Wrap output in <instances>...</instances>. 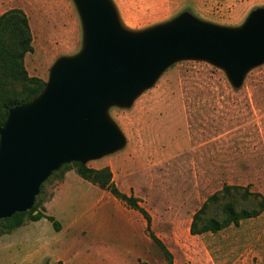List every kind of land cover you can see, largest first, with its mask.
<instances>
[{"label":"rangeland","instance_id":"rangeland-1","mask_svg":"<svg viewBox=\"0 0 264 264\" xmlns=\"http://www.w3.org/2000/svg\"><path fill=\"white\" fill-rule=\"evenodd\" d=\"M110 1L122 27L134 32L184 13L238 29L253 9L264 7V0ZM15 7L28 16L33 37L26 69L47 81L60 56L82 47L77 9L73 0H0V13ZM106 115L124 144L85 164L108 166L118 188L138 198L153 233L172 254V264H264V60L248 68L238 85L209 60H174L130 104L110 103ZM55 180L52 176L43 183V206ZM226 186L259 193L260 213L215 232L192 234L193 216L206 202L197 226L209 217L221 219V206L229 199L237 209L256 207L260 201L243 200L233 191L225 196ZM119 209L131 225L113 214L118 232L113 237L74 231L63 238L64 253L51 257H44L39 246H14L19 242L15 238L10 252L0 244V264H165L142 214L121 200Z\"/></svg>","mask_w":264,"mask_h":264},{"label":"water","instance_id":"water-1","mask_svg":"<svg viewBox=\"0 0 264 264\" xmlns=\"http://www.w3.org/2000/svg\"><path fill=\"white\" fill-rule=\"evenodd\" d=\"M82 47L52 65L42 92L9 110L0 128V219L32 208L40 185L70 162L112 153L124 137L107 117L110 103L130 104L172 61L206 59L232 84L264 60V7L241 28L184 13L134 32L122 27L110 0H73Z\"/></svg>","mask_w":264,"mask_h":264},{"label":"trees","instance_id":"trees-1","mask_svg":"<svg viewBox=\"0 0 264 264\" xmlns=\"http://www.w3.org/2000/svg\"><path fill=\"white\" fill-rule=\"evenodd\" d=\"M32 40L28 16L21 8H9L0 13V128L5 123L11 108L31 101L42 92L46 85L45 80L30 75L25 66V56L33 49ZM71 168H74L82 178L101 189L109 191L129 208L138 210L145 218L146 232L152 241L162 250L165 264H172V254L151 229L149 214L139 205L137 197L132 194H126L118 188L113 182L112 172L108 166L93 168L80 162L65 163L57 170L51 172L46 180L52 176H55L56 179H61L65 171ZM43 183L39 187V192L35 197L31 209L25 212H15L10 217L0 219V236L11 232L27 221H36L41 218L49 220L55 230L60 229V224L52 216L43 213V200L39 198ZM230 191L240 194L243 200L260 198V201L257 202L256 207H241L237 209L235 202L229 199L221 206V212L223 213L221 219L209 217L197 226L201 214L206 209V202L193 216L190 224V232L192 234L203 233L205 231L215 232L230 224L237 225L240 220L255 217L260 213L263 207V198L259 193L249 192L247 188H236L234 186H226L223 189L225 196L231 197ZM214 195L208 201H211ZM140 264L146 263L141 262Z\"/></svg>","mask_w":264,"mask_h":264},{"label":"crops","instance_id":"crops-1","mask_svg":"<svg viewBox=\"0 0 264 264\" xmlns=\"http://www.w3.org/2000/svg\"><path fill=\"white\" fill-rule=\"evenodd\" d=\"M94 168L98 167L94 166ZM119 203L120 200L109 191L82 178L74 168H71L65 171L61 179L54 181L51 195L43 206V213L52 216L60 224V229L55 230L52 223L46 218L27 221L11 232L2 234L0 244L8 250L7 252H10L13 248L12 243L15 238H18L19 242H16L14 246L23 248L39 246L38 249L45 251L44 257L46 255L51 257L64 253L63 249L67 243L63 242V238L74 231L84 233L86 230H91L107 237H113L115 232L118 233L112 226L113 214L114 217H117L115 214L121 215L123 220L126 219L127 225H131V220L127 218L128 215L119 209ZM60 216H63L64 220ZM48 223L52 225L53 232H51Z\"/></svg>","mask_w":264,"mask_h":264}]
</instances>
